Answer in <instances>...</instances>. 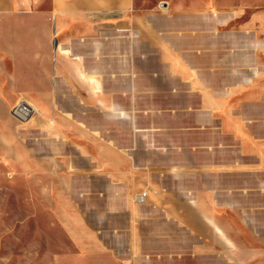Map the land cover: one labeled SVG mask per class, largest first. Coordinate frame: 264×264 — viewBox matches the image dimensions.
I'll return each mask as SVG.
<instances>
[{"label":"crops","instance_id":"1","mask_svg":"<svg viewBox=\"0 0 264 264\" xmlns=\"http://www.w3.org/2000/svg\"><path fill=\"white\" fill-rule=\"evenodd\" d=\"M139 9L151 10L147 19ZM96 20L119 54L93 68V47L106 48L89 42ZM162 20L159 74L143 41L159 38L151 25ZM0 71L11 74L4 102L37 108L26 162L71 179L66 232L101 234L117 257L138 242L136 264H151L155 248L211 263L213 250L264 249V0H0ZM156 94L168 107L142 112L165 121L141 125L139 97ZM93 104L115 128H92Z\"/></svg>","mask_w":264,"mask_h":264},{"label":"rangeland","instance_id":"2","mask_svg":"<svg viewBox=\"0 0 264 264\" xmlns=\"http://www.w3.org/2000/svg\"><path fill=\"white\" fill-rule=\"evenodd\" d=\"M134 11L139 12L141 19L145 20L151 10ZM156 12L163 13V10L158 7ZM93 23V34L89 42L92 44L103 42L106 47L103 49L93 47L90 63L93 68H96L101 65L102 55L108 53L113 57L117 56L119 47L115 46L116 38L105 40V34H102L101 30L103 26L98 20ZM144 27L143 24L139 25L141 34L145 32ZM151 27L159 38L149 43L147 40L141 39V41L150 46L153 54L151 63L157 73L163 74L165 61L162 36L166 23L163 20L157 21L155 26L151 25ZM108 32L110 36L115 37L117 30L115 26H108ZM60 41L65 47L73 45V42L67 38V34L60 35ZM7 68L9 69L10 66ZM10 75V72L0 71V264H136L135 261L142 258L138 242L133 245L130 254L117 257L108 253L106 248L100 247L101 234H96L92 240L89 234L82 231L74 233L65 231L66 222L75 213L69 206V200L74 199L76 195L73 192L74 187L71 185V179L60 176L64 170H39L34 162H26L27 155L24 151L26 146L32 148L36 146V130L31 127L30 122L36 116L37 108L22 97L11 104L4 102L2 96L7 89L2 87L8 84L7 79ZM94 75L99 77L101 74L96 71ZM139 83L140 86H146L147 80L141 76ZM23 100L35 110L26 120L16 117L11 112L12 108ZM168 105L162 95H140L137 106L141 110L142 117L139 123L141 125L163 124L164 113H143L142 111L148 108L162 109ZM92 109L93 129L103 130L107 124L109 127H116V122L103 121L99 116L105 107L93 104ZM144 190L135 193L134 197L141 192L146 193ZM155 251L157 255L150 258L151 264H167V260L175 259L171 256H177V264H230L228 261L231 257L249 255L261 257L264 262V249L213 250V253H216L217 263H211L207 255L195 258L191 250L181 253L177 249L178 255H176V249L171 247L165 250L155 248ZM161 252L165 255H161Z\"/></svg>","mask_w":264,"mask_h":264},{"label":"bare ground","instance_id":"3","mask_svg":"<svg viewBox=\"0 0 264 264\" xmlns=\"http://www.w3.org/2000/svg\"><path fill=\"white\" fill-rule=\"evenodd\" d=\"M16 117L22 120H26L28 116L35 112L32 106L28 105L26 102L21 101L17 103V107L14 111H11ZM141 194V193H140Z\"/></svg>","mask_w":264,"mask_h":264},{"label":"built area","instance_id":"4","mask_svg":"<svg viewBox=\"0 0 264 264\" xmlns=\"http://www.w3.org/2000/svg\"><path fill=\"white\" fill-rule=\"evenodd\" d=\"M16 107H17V104L12 108V111H14ZM145 196H146L145 192H141V194L139 193L138 197H137L138 198V202H143L145 200Z\"/></svg>","mask_w":264,"mask_h":264}]
</instances>
